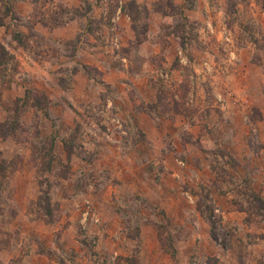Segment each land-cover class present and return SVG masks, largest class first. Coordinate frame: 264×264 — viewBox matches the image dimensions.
<instances>
[{
  "label": "rangeland",
  "instance_id": "rangeland-1",
  "mask_svg": "<svg viewBox=\"0 0 264 264\" xmlns=\"http://www.w3.org/2000/svg\"><path fill=\"white\" fill-rule=\"evenodd\" d=\"M195 1L0 0V264H264V0Z\"/></svg>",
  "mask_w": 264,
  "mask_h": 264
},
{
  "label": "crops",
  "instance_id": "crops-1",
  "mask_svg": "<svg viewBox=\"0 0 264 264\" xmlns=\"http://www.w3.org/2000/svg\"><path fill=\"white\" fill-rule=\"evenodd\" d=\"M145 0H136V2L139 4L141 2H144ZM148 1H155V0H148ZM176 4L178 5H183L184 2L183 0H174ZM94 3V2H93ZM146 3V2H145ZM144 3V4H145ZM197 3H198V0L195 1V4H196V7L195 8H198L197 7ZM65 4H67L69 7H80V2H78V0H65ZM94 7V5H93ZM86 21V20H85ZM84 20H81V18H72L68 23H67V26L65 28H60L59 30H55L53 31V33L50 35L48 34L49 36H52L54 37L55 39H61V38H65V37H69V38H72L74 36H76V34L79 33V31L83 28L82 26V22H85ZM124 27V28H123ZM123 27L121 26V28L125 29V34H130V24H127L125 21L123 22ZM41 33H46V31L42 30ZM57 35V36H55ZM149 41H150V37H148L145 42L149 45ZM172 44H171V47L170 48H173L174 45L173 43L174 40L172 39L171 40ZM142 45V44H141ZM151 47H153V55H158L159 53H161V46H159L157 43H151ZM94 48V47H93ZM99 65H101L99 62H98ZM261 228L262 230L264 231V223H262L261 225Z\"/></svg>",
  "mask_w": 264,
  "mask_h": 264
},
{
  "label": "trees",
  "instance_id": "trees-1",
  "mask_svg": "<svg viewBox=\"0 0 264 264\" xmlns=\"http://www.w3.org/2000/svg\"><path fill=\"white\" fill-rule=\"evenodd\" d=\"M19 41H21V40L19 39ZM207 198L209 199V196H207ZM253 198H254V201L258 202V205L257 204H251V206L249 208L244 210L248 214V220L250 222L253 221L252 215H254L257 218L264 220V201L261 198H258L257 196H254ZM212 219H213V217H212ZM213 239L216 242L219 241L218 236L215 234H213Z\"/></svg>",
  "mask_w": 264,
  "mask_h": 264
},
{
  "label": "built area",
  "instance_id": "built-area-1",
  "mask_svg": "<svg viewBox=\"0 0 264 264\" xmlns=\"http://www.w3.org/2000/svg\"><path fill=\"white\" fill-rule=\"evenodd\" d=\"M167 77V76H166Z\"/></svg>",
  "mask_w": 264,
  "mask_h": 264
}]
</instances>
